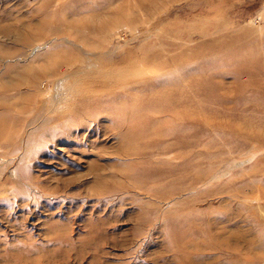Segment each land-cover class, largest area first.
<instances>
[{
    "label": "rangeland",
    "instance_id": "obj_1",
    "mask_svg": "<svg viewBox=\"0 0 264 264\" xmlns=\"http://www.w3.org/2000/svg\"><path fill=\"white\" fill-rule=\"evenodd\" d=\"M0 136V264H264V0H0Z\"/></svg>",
    "mask_w": 264,
    "mask_h": 264
},
{
    "label": "bare ground",
    "instance_id": "obj_2",
    "mask_svg": "<svg viewBox=\"0 0 264 264\" xmlns=\"http://www.w3.org/2000/svg\"><path fill=\"white\" fill-rule=\"evenodd\" d=\"M38 46V45H37ZM98 58V57H97ZM94 59V58H93ZM64 64H65V67H70V66H72V64H74V61H67V62H64ZM75 74V73H74ZM13 82V81H12ZM56 94V93H55ZM41 120V119H40ZM1 136H0V140H1Z\"/></svg>",
    "mask_w": 264,
    "mask_h": 264
}]
</instances>
